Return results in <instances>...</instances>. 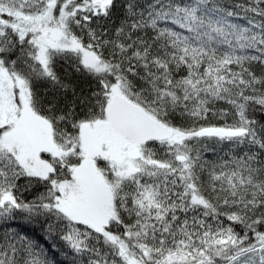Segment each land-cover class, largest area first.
Instances as JSON below:
<instances>
[{
  "label": "trees",
  "instance_id": "16d2710c",
  "mask_svg": "<svg viewBox=\"0 0 264 264\" xmlns=\"http://www.w3.org/2000/svg\"><path fill=\"white\" fill-rule=\"evenodd\" d=\"M60 18L95 65L76 49L40 59ZM0 68L28 84L54 149L37 173L0 125V264H264V0H0ZM115 92L175 137L139 146L124 177L95 159L114 191L100 229L59 204L58 185Z\"/></svg>",
  "mask_w": 264,
  "mask_h": 264
},
{
  "label": "rangeland",
  "instance_id": "374dc122",
  "mask_svg": "<svg viewBox=\"0 0 264 264\" xmlns=\"http://www.w3.org/2000/svg\"><path fill=\"white\" fill-rule=\"evenodd\" d=\"M51 20V13L26 19L27 22L37 24H48ZM60 21L63 23L60 27L45 30L40 34V59L45 60L47 51L52 48L76 49L81 51L86 65H95V54L82 49L63 29L65 23L62 18ZM35 119L30 110L28 84L21 80L14 81L0 68V125L6 128L5 142L17 155L20 156L21 152L27 154L37 173L46 174L50 168L49 163L41 158L43 148L36 146V132L42 125L37 121L35 123ZM49 135L52 141L51 134ZM118 137L107 119L84 125L81 134L83 161L73 170L69 180L58 185L59 204L75 219L100 229L104 228L114 215L111 201L114 191L108 189L100 180L95 159L102 158L106 163L109 162L107 164L111 169L120 177H124L137 171L138 157L143 153L139 146L126 144L118 140Z\"/></svg>",
  "mask_w": 264,
  "mask_h": 264
},
{
  "label": "water",
  "instance_id": "95a60500",
  "mask_svg": "<svg viewBox=\"0 0 264 264\" xmlns=\"http://www.w3.org/2000/svg\"><path fill=\"white\" fill-rule=\"evenodd\" d=\"M106 117L121 139L139 146L151 141L170 140L175 136L172 128L120 93L109 98Z\"/></svg>",
  "mask_w": 264,
  "mask_h": 264
},
{
  "label": "flooded vegetation",
  "instance_id": "af4514ba",
  "mask_svg": "<svg viewBox=\"0 0 264 264\" xmlns=\"http://www.w3.org/2000/svg\"><path fill=\"white\" fill-rule=\"evenodd\" d=\"M36 121L42 125V128L44 127V129L42 130V128H39L37 129V132H39L40 130V133L37 134L36 132V146L38 148H43L42 151L43 152H49L52 150V144H51V139H49V133H50V130H49V127L46 125V123H44V121L36 118L35 119V123ZM49 131V132H48Z\"/></svg>",
  "mask_w": 264,
  "mask_h": 264
}]
</instances>
